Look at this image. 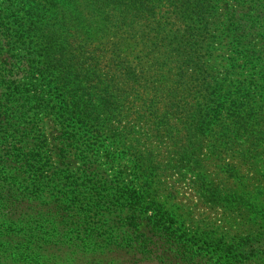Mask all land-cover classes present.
<instances>
[{
	"label": "trees",
	"instance_id": "trees-1",
	"mask_svg": "<svg viewBox=\"0 0 264 264\" xmlns=\"http://www.w3.org/2000/svg\"><path fill=\"white\" fill-rule=\"evenodd\" d=\"M83 1L0 0V264H249L233 245H193L155 185L160 166H171L165 141L228 139L240 120L264 117L254 109L264 107V0H169L183 23L173 51L190 70L179 77L193 84L190 101L202 100L182 125L167 117L183 112L176 102L164 116L139 108L96 121L116 110L83 80L73 94L42 95L65 74L87 71L90 81L97 65L87 57L83 69L88 38L68 39L79 24L91 35ZM109 1L121 0L94 6ZM125 1L138 22L149 1L164 0Z\"/></svg>",
	"mask_w": 264,
	"mask_h": 264
},
{
	"label": "rangeland",
	"instance_id": "rangeland-1",
	"mask_svg": "<svg viewBox=\"0 0 264 264\" xmlns=\"http://www.w3.org/2000/svg\"><path fill=\"white\" fill-rule=\"evenodd\" d=\"M87 2V7L82 3V14L91 35H83L86 29L79 24L74 27L78 34H71L68 39L72 41L78 36L85 42L88 38L81 61L83 69L87 57L97 64L90 81L84 82L87 71L80 67L81 74H65V84L49 83L42 95L59 98L64 91L60 87L73 94L76 84L83 80V91L105 96L116 110L99 112L96 121L105 117L121 120V116L139 108L147 114L156 112L155 115L164 116L166 105L174 102L183 112L168 110L167 117L172 123L187 120V108L196 107L202 100L190 101L195 96L193 84L186 76L179 77L190 70L179 67L173 51L178 48L176 28L182 22L174 20L176 14L170 1H149L145 18L138 22L127 16L125 0L109 1L100 7L94 6V0ZM164 11L168 13L162 15ZM157 25L166 27L158 29ZM93 98L90 105L101 102ZM85 100L86 97L80 99L82 103ZM254 109L261 111L264 107L258 102ZM210 137L194 139L184 134L181 142L173 144L167 140L162 144L161 153L171 166H160L156 202L174 216V226L193 245L207 247L209 251L217 247L227 251L233 245L236 254L249 264H260L259 259L264 264V117L247 123L240 120L228 139ZM197 142L200 146L192 145Z\"/></svg>",
	"mask_w": 264,
	"mask_h": 264
}]
</instances>
